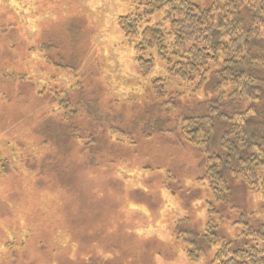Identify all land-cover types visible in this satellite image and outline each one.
Listing matches in <instances>:
<instances>
[{
	"label": "rangeland",
	"instance_id": "obj_1",
	"mask_svg": "<svg viewBox=\"0 0 264 264\" xmlns=\"http://www.w3.org/2000/svg\"><path fill=\"white\" fill-rule=\"evenodd\" d=\"M165 12L127 37L138 0H0V264H212L221 239L264 246L231 225L238 213L264 224L261 194L234 183L239 209L217 203L224 224L198 262L178 238L183 220L203 230L212 193L203 153L177 130L200 78L174 79L168 51L139 47ZM159 79L189 106L157 103Z\"/></svg>",
	"mask_w": 264,
	"mask_h": 264
},
{
	"label": "trees",
	"instance_id": "obj_2",
	"mask_svg": "<svg viewBox=\"0 0 264 264\" xmlns=\"http://www.w3.org/2000/svg\"><path fill=\"white\" fill-rule=\"evenodd\" d=\"M138 2L143 8L139 18L121 22L127 37L146 17L166 9L163 22L142 30L139 47L168 51L165 62L174 79L200 78L201 98L177 124L182 142L203 153L205 172L200 182H206L212 193L207 202L209 222L203 230H185L187 221L179 222L178 238L187 247L188 260L195 263L219 238L225 219L214 220L220 215L217 203L225 208L233 205L231 213L239 209L232 183L260 193L264 200V0H224L216 10L194 0ZM152 65L153 60L140 59L141 70L148 72ZM152 87L157 103L170 96L165 104L172 109L189 106L191 98L185 93L170 95L163 80ZM254 214L249 218L238 213L231 225L242 229L241 237L264 245V224L253 225ZM212 264H264V246L231 249L230 242L221 239Z\"/></svg>",
	"mask_w": 264,
	"mask_h": 264
}]
</instances>
